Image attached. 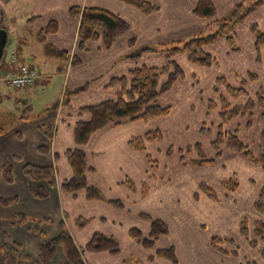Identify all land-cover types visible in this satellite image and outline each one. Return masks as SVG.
Listing matches in <instances>:
<instances>
[{
  "label": "rangeland",
  "instance_id": "rangeland-1",
  "mask_svg": "<svg viewBox=\"0 0 264 264\" xmlns=\"http://www.w3.org/2000/svg\"><path fill=\"white\" fill-rule=\"evenodd\" d=\"M161 1L163 6L158 4L161 8L154 12L176 6L175 1L173 4L169 0ZM177 1L181 8L179 13L173 14V16H177V22L170 28L162 27L160 29L164 33L162 39L146 44L148 46H141L133 57L139 59L138 52L140 51L141 60L138 63L155 67L167 65L170 71L173 70L174 64L178 63L184 70V73L159 98V103L162 106H170L169 113L161 117L143 120L145 122L141 124L140 129H129L132 132H137V130L146 132L156 128L162 131L161 138L149 139L144 142V149L147 150L148 155L146 157L147 164L143 167L142 173V163L140 164L138 159L135 160L139 164L142 178L133 181V183L125 182L124 188L131 190L133 194L135 192L136 200L123 198L122 194L118 192L120 187L109 184L104 178V183L109 185L108 189H101L100 187L104 188L101 183L100 187L94 185L98 187L100 197H84V202L79 204L78 201L81 200L82 193L87 194L88 191L77 189L76 192H69L79 196L73 198V205H71L73 208L69 207L66 200L64 201V208L68 209L69 207V213L64 214L62 219L66 218L67 224L73 222V225L76 228L78 226L80 230L93 223L94 230L113 236L121 246L120 251L115 255H124L122 249L124 250V246L129 242L127 237L123 238L122 236L125 229L134 226L140 227L147 235L151 221L159 218L168 224L169 231L156 242L151 250H148V253H152L156 248L169 247L170 244L181 247L183 245L181 242L189 241V244L196 248L194 254L196 259L205 260V263L248 264L251 261V264L255 262L259 264L262 256L259 255L258 246H244L242 242L245 240L240 237L238 227L243 218L248 219L249 223L253 225L255 219L262 217V214L252 209V205L264 182V163L252 161L247 156L234 154L228 149L223 151L222 147L220 148L222 152L217 153V149L212 147L211 140L215 138L219 124L223 121L221 112L231 107L224 106L223 97L228 98L229 104L244 105L249 98L256 97L259 86L264 88V42L258 43L257 38L258 34H264V5L257 8L244 21V24H229L221 32L223 36L206 44L205 50L211 53L215 60L210 65H202L189 61L187 52L183 49L175 53L171 51L173 47H183L184 43L194 36H206L213 32L212 29L204 32L199 26L200 22L188 18L186 10H190L193 0ZM213 1H215L217 18L225 20L232 17L236 0ZM22 2L23 0H0V28L6 29L9 37L4 51V60L0 64V75L7 71L16 72L14 63L10 62L6 66L5 62L11 51L14 52V47H17L15 35L20 36L27 33L24 43L21 44L18 40V48L21 47L24 54L29 53L30 55L29 50H33L32 54L36 53L41 44L36 36L37 25L32 27L26 21L25 12L29 10V3ZM79 5L83 7V1ZM228 35L232 38L227 39ZM162 41L163 43H160ZM42 47L47 52L49 69L53 68L56 63L57 65L61 64L59 60L61 48L59 46L43 45ZM29 57L31 65L34 60L32 61L33 56ZM34 65H37V62ZM250 72L257 73V78L251 80ZM164 75L166 76L167 72ZM55 84L52 86L43 84L44 90L41 95H44L45 92V98L37 94L36 89L31 86L18 89L5 85L6 88H9L6 90L7 92L1 93L0 91V123L5 126L3 136L14 131L23 119L21 117L28 115L32 118L40 117L44 109L42 104L43 107H47L44 106L45 103L52 101L45 111L54 109L57 104L56 99L62 93L61 86L56 87ZM241 85L246 88V92L241 93L238 97H233L229 86ZM31 90L36 92L33 98L30 95ZM25 99H29L31 103L34 102L35 110L33 112L28 111L29 107L24 102ZM57 108L58 106L55 109ZM263 113L264 109H256L252 114L236 115L224 123L225 129L238 130L239 137L249 146L255 157L264 152ZM48 138L51 140L53 133L48 134ZM47 149L49 152L50 148ZM62 153L66 154L65 151H61L60 155ZM54 156H56L55 152ZM203 159L212 161L203 162ZM15 160L22 161V159ZM174 160H177L178 166H174L176 163ZM55 172L58 178L57 170ZM88 173L89 171L87 175ZM72 176L73 171L67 176L61 175V181L70 179ZM139 176L140 174L137 175V177ZM231 177H235L239 183L235 191L219 187L222 179L230 180ZM87 180L88 184L93 185L89 179ZM63 182L62 190L67 193L63 188ZM54 185L55 183L53 187ZM122 185L120 184L121 187ZM211 190L218 194V199L211 196ZM48 191L50 195V186ZM94 200L101 206L99 209H96V204L90 205L94 203ZM127 202H130L131 205L130 215L124 219V216L118 213L127 208ZM107 207L115 208L117 214L109 213L107 209H104ZM51 214L60 216L55 209ZM16 215L14 214L11 218H15ZM26 215L29 217L26 222L15 225H35L37 221L39 228H32V231L40 234L43 237V242L49 240L50 235L43 229L44 223L40 221L46 217ZM81 216L83 217L81 218ZM51 220L54 221L52 224L58 225L56 222L58 219L52 218ZM88 220L90 221L83 225V222ZM112 230L115 231L114 234H111ZM41 231H45L46 234H42ZM214 237L235 239L240 253L232 256L234 259H231L223 257H229V255L223 254L222 256V253H219L217 249H214L215 252H204V248L208 244L211 245ZM129 239L133 240L131 237ZM220 245L230 250L235 249L234 245ZM60 250L59 248L53 264H64L65 253L63 249L62 252ZM82 254L86 257V263L91 264L89 258L91 251L84 250ZM136 260H142L143 264H150L156 263L157 259L151 256L146 259L144 252L140 256L137 252L132 251L125 259H116L111 264H132ZM93 264H107V262L98 258L94 260Z\"/></svg>",
  "mask_w": 264,
  "mask_h": 264
},
{
  "label": "crops",
  "instance_id": "crops-1",
  "mask_svg": "<svg viewBox=\"0 0 264 264\" xmlns=\"http://www.w3.org/2000/svg\"><path fill=\"white\" fill-rule=\"evenodd\" d=\"M82 1L83 7H99L119 14L122 18L129 22L131 26L130 30L120 37L111 48H107L102 40H91L87 41L86 49L80 50L78 37L80 20L74 16V14H72L71 8L74 6H80L79 4ZM149 1L154 5L158 6V4H162L163 6L161 0ZM169 1L171 4H173L175 1L176 6H170L168 9L165 8L157 12L153 11L150 14H145L136 7L127 4L122 0H23L22 3H29V10L25 12L26 21L32 27L37 25L38 30L36 36L37 40H39L41 44L38 46V51H35V55L32 54L33 50H29L31 53L30 55L29 53L24 54L22 51L23 49H21V47L18 48V40H20L21 44L24 43L26 41L27 33L21 34L20 36L15 35V44L17 47H14V52L11 51L8 59H5L6 66L10 62L14 63L16 72H20L23 68L35 69L40 76L36 83L31 87L36 89L37 94H39L42 98H45V92L44 95H41L44 90L43 86L45 84L52 86L54 83H56V87L60 85L62 88V93H60V95L57 97V104L55 105L54 109L45 111V108H47L52 103V101L45 103L44 106L47 107H43L42 104V108L44 109L40 117L32 118L30 115L21 117L23 119H21V122L17 125L14 131L9 132L7 135L3 136L2 134L0 136V169L8 162H12L13 164L15 163V168L13 169L14 180L12 183L6 182L4 178L0 176V196L17 198L16 204L6 206L0 203V240L3 235L7 233L15 241L22 245V250L24 253L37 257L38 247L40 243L43 242V237L40 234H36L34 231H32V228L37 226V222H35V225L29 224L26 226H16L13 224V218H11V216L19 213L37 216L43 215V217L46 218H53L56 220L58 219V221H55L59 222L64 217V214L69 213V207L73 208L71 206L73 205V198L79 195L75 196L69 192H63L62 190V182L65 179L61 181V175H69L72 172V169L69 165L67 155H64V153L60 155V153L61 151L67 152L68 149L73 148L76 145L74 138V128L77 120L79 119L80 108L85 105H93L110 98H115L118 87L109 86L110 80L114 77L129 75L130 70L133 68L145 65V63H138L141 60L140 51L138 52L140 56L139 59L133 58L134 53H136V51L139 50L141 46H148L146 44L154 42L155 40L160 41L164 34L160 29L162 27L170 28L174 23L177 22V16H173V14H177V12L179 13L181 8L178 6L177 0ZM197 1L198 0L192 1V6L190 10H186V14L188 15V18H191L192 21L197 20L200 22L199 26L202 28L203 21L194 13V8L197 4ZM237 2L238 0H236V3ZM164 6H166V4H164ZM160 8L161 7H159V9ZM53 21H56V30L46 35H41L42 30ZM160 43H163V41ZM43 45L59 46L61 51H68L70 53L69 59L64 60V58L60 55L59 60L61 61V64L57 65L56 63L53 68L49 69L47 66V52L45 51L44 47H42ZM75 55L79 57V61L74 63L73 58ZM29 56H33L32 61L34 60V63L37 62V65H34L32 62L30 65ZM3 60L4 57L2 62ZM32 64L35 68L32 67ZM255 74L257 75V73ZM5 85L14 88L11 84L2 80L0 75L1 93L4 91L7 92L6 90L9 89L6 88ZM260 87L262 86H259L258 89ZM69 88H71V90H69ZM31 91L30 95L31 98H33L36 92ZM67 93L75 94L68 95ZM24 102L26 103L27 107H29L28 111L33 112V110H35L34 102L31 103L29 99H25ZM57 106L58 108L55 109ZM144 122L145 121L143 120H125L118 125L108 126L101 131L96 132L92 136L90 142L84 147V150L88 156L89 164L93 168L92 171H89L87 178L91 181V183H93V185H90H96L100 187L99 185L101 183L104 185V188H100L104 190L105 188L108 189L109 183L115 187H120L118 192L122 194L123 198H133L136 200L135 192L133 194L131 190L124 188V185L125 182L132 183L133 181L135 182L136 180L142 178L141 173L144 171L143 167H145L147 164L146 157L148 152L144 148H134L131 145V140L132 138L143 136L150 130L146 132H144V130L132 132L129 129H140L141 124ZM48 126L52 127L53 138L51 140L48 138V134L45 132V129H48ZM42 147L50 148L49 152L45 153L41 151L40 148ZM225 150L226 148L223 149V151ZM228 151L232 152L231 150ZM54 152L56 153V156H54ZM15 159L19 161L22 159V161L18 162ZM137 159L139 160L140 164L142 163L141 173L139 170V164L135 161ZM174 161H176L174 166H178L177 160ZM25 163H32L38 166L53 165L55 170H57L58 178L55 172V185L54 187H50V195L48 198L37 199L32 195V188L37 184H45V186L48 185L47 183L43 182L36 183L27 177L23 172V165ZM97 170L99 171L97 172ZM131 171L135 173H132ZM139 174L140 176L137 177ZM145 177H147V175H145ZM104 178L108 181L107 184L104 183ZM219 187L222 189L225 188L221 185V183L219 184ZM132 194L133 197H131ZM82 195L83 196L81 200L78 201L79 204L84 202V197L87 198L86 194L82 193ZM257 199L258 194L256 200ZM65 200L69 204L68 209L64 208ZM254 203L252 205V209L257 213L262 214V217H264L263 213L255 209ZM94 204H96V209L101 207L95 200L94 203L90 205ZM130 207V202H127V208L120 210L121 212L118 214H122L124 216L123 218L127 219V217L130 215ZM109 208L107 207L104 209H107L109 213L114 215L117 214L115 208ZM54 209L59 212L60 216H54L51 214L52 210ZM82 217L83 216H81V218ZM262 217L255 219L254 224H251V226H254L257 221L264 220ZM244 219L245 218L241 219L239 222V227L242 220ZM64 220H66V218ZM89 221L90 220H88L87 223ZM67 225L72 236L80 247H85L94 233L101 232L94 230L93 223L83 230L78 229V226L76 228L73 225V222H69ZM132 228H128L127 230L125 229L122 234L123 238L127 237L129 240L128 244L124 246V250L122 249V252L124 251L123 256L121 254L115 255L114 253H110L108 251H91V254H89L91 264H93L94 260L98 258L103 259L107 262V264H111L114 263L116 259H125V257L128 256L132 251L137 252L140 256L144 252V258L146 259H148L149 256H152L153 253V256H155V252L159 248L154 249L152 253H148V250H151L153 247L149 249L144 248L134 238V241L129 239V237H131L130 230ZM43 229L48 235H50L49 239H51L56 234H58L59 228L57 224L44 223ZM140 230L144 235L146 234L141 228ZM114 233L115 231L112 230L111 234ZM240 237L242 236L240 235ZM181 244H183L181 247H177L175 244H170V246L174 245L176 248L179 260L177 264H211V262L205 263V260L196 259V256L194 255L196 248L194 245H190L189 241H183ZM242 244L244 246H250L246 241L242 242ZM211 245L208 244V248H204L203 251L215 252L216 248L214 245H212V248ZM257 248L260 250L259 255L262 256L261 247L258 246ZM60 249L62 252V248ZM232 256L235 255L223 257L234 259ZM64 258V264H66V257ZM155 259H157L155 261L156 263L150 264H174L162 257H155ZM132 264H135V262ZM217 264L226 263L217 262ZM248 264H251V261H249ZM259 264H264L263 258Z\"/></svg>",
  "mask_w": 264,
  "mask_h": 264
},
{
  "label": "trees",
  "instance_id": "trees-1",
  "mask_svg": "<svg viewBox=\"0 0 264 264\" xmlns=\"http://www.w3.org/2000/svg\"><path fill=\"white\" fill-rule=\"evenodd\" d=\"M122 1L136 7L145 14H150L159 8L149 0ZM263 5L264 0H238L232 17L222 20L216 17V6L213 0H198L194 8V13L203 21L202 30L208 32L212 29L213 32L208 33L206 36H194L185 42L183 47H173L171 51L175 53L183 49L187 52V59L189 61L202 65H210L214 62L215 57L205 50V45L223 36L221 32L224 27L229 24L244 23L257 8ZM71 12L80 20L78 30L80 50L86 49L87 41L91 40H102L107 48H111L131 27L129 22L119 14L103 8L74 6L71 8ZM56 27V21L49 23L42 30L41 35L54 32ZM226 38L231 39L232 37L228 35ZM257 38L258 43L264 42V34H258ZM60 55L64 60H68L70 53L68 51H61ZM78 61L79 57L75 55L73 62ZM165 72H167L166 76L164 75ZM183 73L184 70L178 63L174 64L172 71L168 70L167 65L163 67L137 66L130 70L129 75L114 77L110 80L109 86L118 87L115 98L81 107L79 119L74 128L76 145L66 152L73 176L63 182L64 190L67 192H76L80 189H85L88 191L86 194L87 198L100 197L98 189L88 184L87 172L92 171L93 168L89 164L84 147L90 142L96 132L108 126L118 125L125 120H148L149 118L161 117L169 113L170 106H162L159 103V98ZM249 77L251 80H254L257 78V75L254 72H250ZM229 90L233 97H238L241 93L246 92V88L243 85L237 87L229 86ZM222 99L225 101L224 106L231 107L221 112L223 121L219 124L220 126L217 129L215 138L211 140L212 147L217 149V153H221L226 148L239 155H245L252 161L264 163V152L258 157H255L249 149V146L239 137L237 129L227 130L224 128V123L231 117L243 113L252 114L256 109H264V88L260 87L256 93V97L249 98L244 105L229 104L227 97H223ZM262 115L264 116V113ZM4 129L5 126L0 123V135L5 132ZM45 132L46 134H52V127L48 126ZM161 137L162 131L156 128L148 131L141 137L132 138L131 145L136 149H142L144 148L145 140ZM221 147L222 150L220 149ZM40 150L48 152L46 147H42ZM202 161L209 162L212 160L203 159ZM13 169L14 164L12 162L4 164L0 169V176L8 183H12L14 180ZM23 172L36 183H47L48 186H45V184H37L34 186L32 188V194L40 199L48 197V188L54 184L55 167L53 165L38 166L32 163H25L23 165ZM220 183L227 190L229 189L231 191H235L239 186L235 177H231L230 180L222 179ZM211 196H215L218 199V194H215L213 190H211ZM16 202V197L0 196V203L3 205L8 206ZM254 207L257 211L264 214V182L259 190L258 199L255 201ZM28 218L26 214L19 213L15 218L13 217V224H23ZM40 221L43 223H54L50 218H45ZM86 223L83 222V225ZM35 228L38 229V225ZM58 228V234L46 242L40 243L37 257L24 253L22 245L15 241L9 234L5 233L0 240V264H52L59 248L64 250L66 264H87L86 257L82 254L84 250L92 252L108 251L115 254L121 249L120 243L113 236H108L101 232L94 233L85 248H82L72 236L66 220L62 219L59 221ZM168 231V224L164 220L157 218L151 221L148 235H144L137 227L130 230V235L144 248L149 249L154 247L156 242ZM41 233L46 234L45 231H41ZM239 234L250 246L261 247V255L264 262V220L258 221L254 226H251L248 219L245 218L240 224ZM212 244L219 253L235 256L239 254L240 248H237L239 246H237L235 239L214 237L212 238ZM220 244L234 245L235 249L230 250ZM151 257H162L174 264H177L179 261L174 245L157 249L155 256ZM135 264H143V262L142 260H136Z\"/></svg>",
  "mask_w": 264,
  "mask_h": 264
},
{
  "label": "built area",
  "instance_id": "built-area-1",
  "mask_svg": "<svg viewBox=\"0 0 264 264\" xmlns=\"http://www.w3.org/2000/svg\"><path fill=\"white\" fill-rule=\"evenodd\" d=\"M3 75V76H2ZM1 79L16 88H26L32 86L38 80V72L35 69L23 68L20 72H3Z\"/></svg>",
  "mask_w": 264,
  "mask_h": 264
},
{
  "label": "water",
  "instance_id": "water-1",
  "mask_svg": "<svg viewBox=\"0 0 264 264\" xmlns=\"http://www.w3.org/2000/svg\"><path fill=\"white\" fill-rule=\"evenodd\" d=\"M7 41H8V31L6 29L0 28V64L4 56V51Z\"/></svg>",
  "mask_w": 264,
  "mask_h": 264
}]
</instances>
